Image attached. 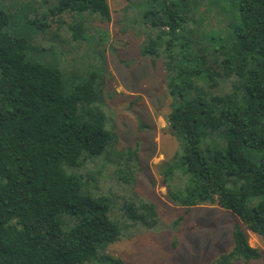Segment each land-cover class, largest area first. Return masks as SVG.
I'll return each mask as SVG.
<instances>
[{
  "label": "trees",
  "instance_id": "1",
  "mask_svg": "<svg viewBox=\"0 0 264 264\" xmlns=\"http://www.w3.org/2000/svg\"><path fill=\"white\" fill-rule=\"evenodd\" d=\"M55 2L27 23L54 25L55 41L67 32L77 52L87 23L111 18L108 0ZM123 15L166 74L165 121L179 141L161 171L168 201L237 216L231 250L206 264L259 259L245 231L264 240V0H129ZM8 20L0 7V264H124L99 250L120 227L112 197L95 192L111 162L117 181L135 182L138 144L108 151L116 135L102 76L78 68L86 76L65 93L61 72L34 60L44 48L11 34ZM245 148L261 152L258 163ZM122 210L128 226L156 223L149 203Z\"/></svg>",
  "mask_w": 264,
  "mask_h": 264
},
{
  "label": "rangeland",
  "instance_id": "2",
  "mask_svg": "<svg viewBox=\"0 0 264 264\" xmlns=\"http://www.w3.org/2000/svg\"><path fill=\"white\" fill-rule=\"evenodd\" d=\"M128 1L108 0L109 22L89 21L90 32L83 35L85 42L78 52L73 43H67V32L62 31L65 38L55 41L54 25L51 30L46 27L39 31L27 23L28 19L48 12L55 0H0V7L9 15L7 30L11 34L44 48L34 60L61 72L65 93L86 76L78 68L82 73L96 71L102 76L106 112L116 135L108 151L118 153L138 144L139 172L134 183L117 181L112 174V162L99 181L101 190L95 196L112 197L109 215L120 227L119 240L102 245L99 250L124 264H206L231 250L232 230L238 218L216 204L187 208L168 201L161 171L171 163L179 147L165 121L171 98L162 58L154 57L153 62L151 57L142 55V36L136 35L128 19L122 16ZM228 2L221 5L230 11ZM63 18L69 21L70 17ZM244 153L254 163L259 162L261 152L245 148ZM90 169L87 164L77 173L82 175ZM141 202L149 203L156 212V223L150 229L128 226L123 218L126 205L138 206ZM245 233L248 245L259 249L262 256L232 264H264V240L249 231Z\"/></svg>",
  "mask_w": 264,
  "mask_h": 264
}]
</instances>
